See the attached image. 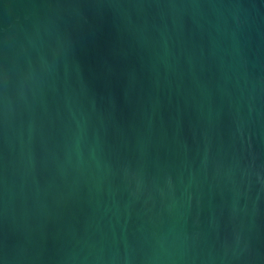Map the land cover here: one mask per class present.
Wrapping results in <instances>:
<instances>
[{"label": "water", "instance_id": "1", "mask_svg": "<svg viewBox=\"0 0 264 264\" xmlns=\"http://www.w3.org/2000/svg\"><path fill=\"white\" fill-rule=\"evenodd\" d=\"M0 264H264V0H0Z\"/></svg>", "mask_w": 264, "mask_h": 264}]
</instances>
